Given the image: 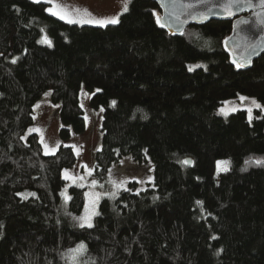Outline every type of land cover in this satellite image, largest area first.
Returning <instances> with one entry per match:
<instances>
[{
	"label": "trees",
	"instance_id": "trees-1",
	"mask_svg": "<svg viewBox=\"0 0 264 264\" xmlns=\"http://www.w3.org/2000/svg\"><path fill=\"white\" fill-rule=\"evenodd\" d=\"M48 6L0 0V264H72L65 254L81 242L86 264H264V167L246 163L264 159V114L255 109L249 123L247 111L216 112L240 96L264 104V54L239 70L223 48L232 21L171 36L152 0H131L108 27L69 24ZM194 62L207 71H188ZM83 86L105 109L96 180L128 155L154 164L153 186L103 198L91 228L72 219L85 190L70 185L66 207L61 195L74 150L46 155L37 133L25 135L47 91L60 106V139L83 133ZM221 159L231 165L218 173Z\"/></svg>",
	"mask_w": 264,
	"mask_h": 264
},
{
	"label": "rangeland",
	"instance_id": "rangeland-1",
	"mask_svg": "<svg viewBox=\"0 0 264 264\" xmlns=\"http://www.w3.org/2000/svg\"><path fill=\"white\" fill-rule=\"evenodd\" d=\"M41 2H43V0H41ZM123 2L124 0H61V8L73 19H82V20L100 19V18H111L118 15L120 20V17L122 15L121 13H122ZM48 7H50V5ZM72 24L96 26L94 24H87V23L84 24L72 23ZM45 35H47V37L50 39L46 30H43V35L41 37V40L44 38ZM42 44H47V43H42ZM196 64L205 65V63L203 62H194V63H190L189 65H196ZM84 92L88 93V90L86 89L85 86L82 87L79 94L80 95L79 99L81 105H83L85 116H87L88 118L87 120H85L86 129L83 133L73 134L68 140L64 142L60 139V128H61L60 106L52 102L51 91H47L45 94L48 95L44 94L42 98L35 104L34 123L27 129L25 135L27 136L32 133H37L40 136V140L43 137L44 142L48 143L50 148L54 146L52 142L56 141L59 142L60 145L75 144L80 149L78 156L75 153L77 156V163L74 166L73 171L69 172V174L76 177H84V180L80 181L77 179L76 181H73L70 179H65L66 184L61 191V195L63 194L62 197L66 207L69 201V199H66V197H69L70 185L74 184L78 186L80 184H83L84 186L82 187L79 186V187L85 190V199H86L85 206L82 212L78 215H75L74 217L84 216L86 208L89 210V213L91 214L93 212V202H95L94 211L96 214L91 215V223L93 225L95 217L99 214V205L101 200L103 198H111L108 194L113 191H117L115 188H113L110 181L114 180L117 183L121 181L125 182L124 187H122L117 192V194L121 190H125V188L130 189L131 188L130 184L133 182L137 183V187H136L137 192L143 191L146 188L153 186L154 164L150 159L145 160L142 163H138L134 160V158L131 155H128L123 157L119 162L113 164V166L109 170L105 182L100 183L99 181L96 180L94 176V172H95L94 156L101 142V124L103 120L104 111L100 112V108H93L90 105V100L88 99V97ZM249 98H254V97H249ZM257 102L259 101L257 100ZM259 103L261 105H264L261 102ZM37 104L40 105L39 108H36ZM250 106H251L250 100L241 102L238 97L235 99L226 100L222 102L221 105L217 108L216 112L220 116L228 117L230 114L234 112L242 111V110L246 111L247 107ZM222 108H224L225 111L229 113L227 116H225L220 111ZM232 108H236L237 110L231 111ZM254 110L255 108H253V111ZM262 112L264 114V111ZM35 129H39L40 131L37 132L35 131ZM29 130H33V131L30 132ZM43 151L45 153L44 145H43ZM47 155H51V153ZM219 161H228L229 163L227 165L221 164L219 166L217 164L218 173L225 171L224 170L225 167H227V169L230 168L231 163L229 160L221 159ZM85 164L89 165L90 168L94 169L91 175H89L88 170H86L83 167V165ZM93 180L96 181L95 187L91 186ZM93 193H99L100 194L99 198L97 199L95 196H93L92 195ZM73 221L76 225L80 226V221L74 219ZM77 264H86L80 257V254L77 255Z\"/></svg>",
	"mask_w": 264,
	"mask_h": 264
},
{
	"label": "water",
	"instance_id": "water-1",
	"mask_svg": "<svg viewBox=\"0 0 264 264\" xmlns=\"http://www.w3.org/2000/svg\"><path fill=\"white\" fill-rule=\"evenodd\" d=\"M159 7L160 22L165 26L163 28L171 36H182L189 26H201L212 20L232 21V32L224 39L223 48L230 57L233 66V60L241 63L243 66L239 70L251 68L253 61L264 54V26L261 20L264 19V0H243V2L232 9V15L222 10L224 0H175V12L180 16V21H176L174 16H169L173 11L174 0H152ZM169 5L165 8L163 5ZM192 5V7H186ZM211 9V12H209ZM206 14L204 18L201 14ZM241 21L250 23L242 24ZM227 41V45L225 44ZM249 42L258 45L252 50ZM236 67V66H235ZM191 161V159H188Z\"/></svg>",
	"mask_w": 264,
	"mask_h": 264
},
{
	"label": "snow or ice",
	"instance_id": "snow-or-ice-1",
	"mask_svg": "<svg viewBox=\"0 0 264 264\" xmlns=\"http://www.w3.org/2000/svg\"><path fill=\"white\" fill-rule=\"evenodd\" d=\"M34 3H40L41 0H33ZM44 3H47L50 5V7L46 8L45 11L48 12L50 15L55 16L57 18H59L60 20H64L69 24L72 23H79V24H94L96 26L99 27H108L109 25H116L118 24L119 21V16H114L111 18H100V19H88V20H82V19H73L71 18L65 11L62 10L61 8V0H43ZM243 2V0H224V4L222 5V10L226 13H228L229 15H232V9L238 5H240ZM131 3V0H124L123 2V7H122V13H127L129 11V4ZM165 8L169 7V5L165 4L163 5ZM262 7H264V3H262L261 5ZM186 7H192V5H187ZM173 11L169 13V16H174L176 21H180V16L178 14H176L175 12V0L174 3L172 5ZM209 12H211V9H209ZM206 14H201V17L204 18ZM181 23H183V21H180ZM157 23L160 25L161 28H163L165 25L163 23L160 22L159 16H157ZM242 24H247L250 23L249 21H241ZM261 25L264 26V19L261 20ZM41 31H43V29H41ZM40 43H47L49 46H51L52 42L51 40L47 37V35L44 36V38L39 41ZM227 41H225V44L227 45ZM250 46L252 47V50L254 51L255 48L258 45H254L251 44V42H249ZM19 59V57L13 59L11 62L13 64H15L17 62V60ZM233 64H235L236 68L239 69L241 68L243 65L241 63H238L236 60H233ZM199 68H203L205 71H207V65L204 64H196V65H188V71H195L196 69ZM97 91H101L99 89H97ZM48 95V94H45ZM241 102L244 101H249L250 100V107H247L246 111L248 113V121L249 123L252 122L253 119V108L255 109H259L261 111H264V105H261L259 102H257V100L255 98H249L246 96H240L239 97ZM116 101L113 100L110 102V107H114L116 105ZM228 103V102H226ZM40 105L37 104L36 108H39ZM81 107H83V105H81ZM105 109L101 106L100 108V112H103ZM236 108H232L231 111H236ZM225 116H227L229 113L227 111H225L224 108H222L220 110ZM145 119H147V116L144 117ZM87 116H85V120H87ZM30 132L33 130H29ZM35 131L39 132V129H35ZM41 143H43L44 145V149H45V154H55V151L60 147L59 142L53 141V147H49L48 143H45L43 140V137L41 138ZM66 147H71L74 152L77 154V156L79 155L80 149L75 145H65ZM181 163H183L184 165H191L193 162L190 160H183L181 161ZM229 162L228 161H218L217 164L218 166L223 164V165H227ZM246 163L248 164H255L256 166L259 167H264V159H250L248 161H246ZM83 167L88 170L89 175L92 174V172L94 171V169L90 168L89 165L85 164L83 165ZM224 170H227V167L224 168ZM64 178L65 179H70L73 181H76L77 179L80 181L84 180V177H76V176H72L68 173V171L66 170L64 173ZM110 183L112 184L113 188H115L117 191H113L111 193H109L108 195L111 198H115L117 195V192L124 187V181H121L119 183H117L116 181H110ZM78 186H84L83 184H80ZM92 187L96 186V181L93 180L92 181ZM125 190H127L125 188ZM138 194V193H137ZM24 195L25 198H27L28 196H35V193H27V194H21ZM63 195V194H62ZM93 196H95L97 199L99 198L100 194L99 193H93ZM66 199H70V197H66ZM197 204H200L202 206L203 202L202 201H197ZM95 208V202H93V212L90 214L89 210L86 208L85 209V215L82 217H73L74 220H78L80 221V227H84L85 225H87V227L91 228L93 227L92 223H91V215L96 214L94 211ZM216 237H213V239H215ZM86 251V245L81 242L80 244H78L76 246V248L74 249H70L68 253L65 254V259L68 261H71L72 264H77V255L81 254L83 252ZM220 251L222 252L223 250L220 249Z\"/></svg>",
	"mask_w": 264,
	"mask_h": 264
},
{
	"label": "crops",
	"instance_id": "crops-1",
	"mask_svg": "<svg viewBox=\"0 0 264 264\" xmlns=\"http://www.w3.org/2000/svg\"><path fill=\"white\" fill-rule=\"evenodd\" d=\"M102 10V9H101ZM85 94H86V96L88 97V99H89V94L88 93H86V92H84Z\"/></svg>",
	"mask_w": 264,
	"mask_h": 264
}]
</instances>
